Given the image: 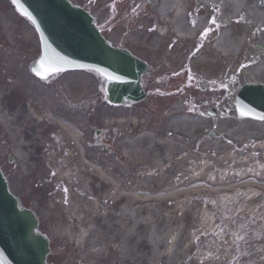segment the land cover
I'll list each match as a JSON object with an SVG mask.
<instances>
[{
	"label": "bare ground",
	"instance_id": "6f19581e",
	"mask_svg": "<svg viewBox=\"0 0 264 264\" xmlns=\"http://www.w3.org/2000/svg\"><path fill=\"white\" fill-rule=\"evenodd\" d=\"M190 1L164 0L160 12L164 19H171L174 35L191 40L202 32L207 20L206 12L215 0H206L208 4L204 13L195 21L185 14ZM225 2L231 9V18L222 20L211 55L205 54L198 58V65L204 68H215L214 60L209 62L207 56L219 60L224 57L239 59L238 52L247 38H261L264 35V0ZM10 41L15 44L12 38ZM20 41V52H23L32 40L24 32ZM12 52L4 51L0 55L9 59L6 61L9 65L14 62L15 70H10L13 80L27 82ZM240 69L246 77L256 81L264 75V61L235 68ZM4 78L8 79L6 75ZM15 86L20 88L22 84L16 83ZM35 87L37 92L38 87ZM6 88L0 86V95ZM36 109L40 110V114L34 110L30 112L33 117L31 114L27 116L32 121L34 118L40 120L36 126L40 131L34 132V135L40 137L42 170L35 174L33 165L24 163V179H34L40 175L35 182L39 187H33L32 190L37 191L38 200L43 204L49 230L54 237L72 240L86 258L93 260V264H179L180 260L185 264L190 258L192 245L200 249L211 239L206 234L198 238L197 235L202 232L184 235L182 232L185 218H201L203 222L213 218L209 210H204V205L210 199L197 196L216 195L225 191L235 193L241 187L264 189V180L258 171L239 176L237 180L240 183L233 185L234 177L227 171L222 173L218 170L221 162L248 161L251 153L247 154V151L255 142H258L255 146L262 151L261 155H264V128L260 123L244 119L221 122L217 131L224 132V138L207 141L205 137H200L204 132L201 131L204 120L188 114L173 117L163 130H151L149 126L141 125L133 119L128 122L131 130L127 128L129 131L125 132L127 125L122 120L118 125L125 132L123 155L133 163L132 172L127 173L125 165L111 164V158L100 159L96 165L92 164V153L84 146L76 126L55 119L43 103ZM125 113L130 112L125 111L121 115ZM17 114L22 115L23 111L20 109ZM0 120L4 126L9 127L10 121L1 108ZM24 120L26 118L21 119L20 125H29V119ZM49 120L62 126L67 141H58L57 136L47 135L43 125L50 124ZM132 130L136 133H132ZM8 134L13 137V155L23 162V153H28V145L23 144L18 138L20 136H13L14 129H9ZM132 134H136L135 137L127 138ZM52 139H55V144ZM196 145H200L198 153L203 157L215 153L214 157L197 159L198 155L191 154L192 147ZM206 161H218L219 164L212 168L219 171L216 179L209 169H205ZM200 162L202 165L196 168ZM217 181H222L225 187L216 185ZM188 198L197 199V203L190 207L184 205L191 209L190 214L166 211L167 207L183 199L185 204L192 203ZM49 221L54 223L52 227ZM217 239L221 240L220 237ZM224 246L230 255L228 249L231 244ZM211 257L212 253L205 255V259L195 257L190 264L220 263L219 259L212 260Z\"/></svg>",
	"mask_w": 264,
	"mask_h": 264
},
{
	"label": "rangeland",
	"instance_id": "374dc122",
	"mask_svg": "<svg viewBox=\"0 0 264 264\" xmlns=\"http://www.w3.org/2000/svg\"><path fill=\"white\" fill-rule=\"evenodd\" d=\"M23 31L32 41L29 42L27 49H23L24 51L20 52V39L22 38V34H24ZM10 38L13 39V42L15 43L14 45L10 41ZM111 39L116 40L117 38ZM4 51H13L11 54L14 58H19L17 62L18 66L20 63L22 71H24V78L27 81L21 82L18 80V82L22 84L20 87L22 91L14 90L13 81H10L9 78L13 79L10 70L14 72L15 64L13 62L9 65V63H6L9 59L0 55V83L5 84L3 86L8 85L6 86L5 94L3 93L5 96L3 103L5 105L6 102L8 120H12L9 124L10 127L14 129L13 136H20L18 138L23 141V144L28 145V153H23V158H25L23 162L13 155V145H11L10 142V139L13 140V137H9L10 135L7 133L8 130L6 131V126L1 124L0 167L8 180L13 195L20 200L22 206L33 211L39 218V231L46 235L50 240L51 254L48 257V262L51 264H93V260L91 258H86L85 255L81 253V250L77 249V246L74 245L72 240L68 238L60 239L59 237H54L49 230V224L46 222L48 217H46L45 220L43 214V204L38 200L39 197L36 194L37 191L32 190L33 187H39L36 186L35 182L39 180L40 175H36L34 179H31L30 177L24 179L26 175L24 163L29 166L33 165V168H35L33 172L35 174L42 170V167L40 166L42 164V162H40V153L42 152L40 149V137L36 138L34 135V132L40 131V128L36 127L40 124V120L34 118L32 121L29 118L30 114L34 110L40 114V110L36 108L40 103H43L55 119H66L81 130L83 133V139H85L84 146L92 153V161H97V159L99 161L104 158L109 160V158H111L110 163L114 165H116L114 158H120L119 149L121 148L125 132L131 130V128L129 129L128 122L133 119L138 120L145 117L143 119L147 121L146 124L149 125L151 129H157L158 127L165 126L166 120H162L158 116L156 117V114L151 112H149L150 115L145 111H141V114L137 116L131 115L130 113L121 115V113L125 112L122 109L104 107L101 104L102 100L100 93L98 92L99 81L96 80L94 76H90L91 74L89 72L58 74L49 82H46V84L40 83L39 80L35 79L30 74L28 68L30 63L40 54L37 35L32 26L16 14L8 0H0V52ZM222 63L223 61L221 64ZM199 70L202 71V69ZM2 72L9 77L8 80L5 81ZM236 81L239 83L247 82V80H243L242 77H238V80ZM35 86L38 87L37 92ZM198 91L199 89H197V87L192 89L191 86L189 91L186 92L187 96L184 95L182 99L185 102L191 99L197 101L199 99ZM222 92H225V90L222 89ZM16 93L18 95H16ZM19 93H22L20 95L21 98L22 95L25 96L28 104L26 106L28 111L23 112L20 120L17 119L18 116L15 115L18 111V101L21 99ZM84 97H86L87 101H84ZM8 104L12 106H7ZM6 107L4 106L3 110H5ZM26 113L29 115L27 117V119H29V125L25 123L20 125V123H22L21 119L27 116ZM122 120L125 121L124 123L127 125L125 127V132H122L118 125V122ZM30 126L32 128H30ZM104 127L109 131L108 141L105 139L106 136L103 140H100L101 136L97 138L96 131L100 132ZM127 128L129 130H127ZM207 128H211L210 122L206 125L205 131ZM43 129L47 130L46 132L50 137L51 135L56 136L57 134V136H59L58 141H67L55 123L54 125L46 123L43 125ZM4 132L8 135H5ZM51 132L53 134H50ZM132 133H136V131L132 130ZM135 135L136 134H132L127 138L135 137ZM52 142L55 144V139H52ZM103 143H106L109 147L107 149H102L100 145ZM254 145L250 146L247 151V154L251 153L248 161L238 162L237 160H233V162H226L225 164L221 162V166L218 165V161H206L205 169H209L214 174L215 179L218 177L217 175L219 171L222 173L227 171L231 177H234L233 181L235 184L233 185L240 183L237 180V175L239 174L235 172V169L237 168L240 169V175H248L256 171L262 174L264 155H261L262 151L258 153V150H256L257 146ZM196 147L197 145L193 146L191 151L194 156L198 155L196 156L197 159L214 157L215 155L210 154L203 157L202 154L198 153L199 147H197V149ZM109 149L113 151V156L111 157L106 154ZM218 156L220 157V155ZM195 162H197V160H195ZM131 164L133 165V163ZM196 165H198L196 168H199V166L202 165V162ZM216 165H218L219 171L212 170ZM203 167L201 166V168ZM118 168L120 167L118 166ZM127 170L131 171L130 168H127ZM261 178L263 179L264 177L261 176ZM209 183H211V181ZM216 185L219 187H225L226 184H223L222 181H217ZM200 197H207L210 199L208 203L204 205V210H209L211 214H213V218H207L204 222L201 218H196L195 220L185 218V225L182 232L183 235L185 233L198 234L202 232L197 235L198 238H201L202 235L206 234L211 239L208 242H205L200 249H196L194 248V245H192L190 258L185 261V264L192 263V260L195 257L198 259L204 258L208 253H212V260L215 258L219 259V264H264V190H251L246 187H241V189L239 188V192L237 191L235 193L225 191L222 193L219 192L216 195L205 194L198 196V198ZM188 199H190L192 203L185 204L186 202H184L183 199L180 202H176L167 207L166 211H178L181 212V214L188 212V214H190L192 211L186 206L190 207V205H193L195 202L197 203V199ZM207 223L211 224L207 226ZM50 224L52 227L54 223L50 222ZM197 225L198 227H196ZM208 231L211 233H208ZM218 237H220L221 240H218ZM224 244H231L228 249L230 255L227 254ZM116 250L117 247L114 248V251ZM211 262L212 261H210V263ZM178 263L182 264V261L180 260Z\"/></svg>",
	"mask_w": 264,
	"mask_h": 264
},
{
	"label": "water",
	"instance_id": "95a60500",
	"mask_svg": "<svg viewBox=\"0 0 264 264\" xmlns=\"http://www.w3.org/2000/svg\"><path fill=\"white\" fill-rule=\"evenodd\" d=\"M17 12L34 25L42 56L32 67L40 78L57 71L92 68L108 80L109 100L115 104L142 99L139 62L111 48L92 18L66 0H11ZM118 78V80H117ZM35 215L19 210L0 172V264H45L48 241L36 233Z\"/></svg>",
	"mask_w": 264,
	"mask_h": 264
},
{
	"label": "flooded vegetation",
	"instance_id": "af4514ba",
	"mask_svg": "<svg viewBox=\"0 0 264 264\" xmlns=\"http://www.w3.org/2000/svg\"><path fill=\"white\" fill-rule=\"evenodd\" d=\"M71 1V0H70ZM80 6L94 15L96 19H100L101 29L108 33L111 26L134 27L139 34L142 28H153L158 24H163L167 32L171 33L170 25L166 24L158 16V8L162 0H78ZM73 2V0H72ZM138 29V30H137ZM155 30H148L146 36L137 38L139 49H132L134 56L138 57L148 65V72L143 77L142 85L148 94L147 98L151 105L167 104L173 100H179L184 95L187 96V91L191 88V82L185 76H178L174 73L176 68L175 63L166 58L165 50L168 49L167 38H174L171 35L156 36L152 34ZM156 41V44L154 43ZM181 47H185L186 40H176L173 42ZM197 49L193 52L192 57H199L211 54L212 38H196L193 42ZM125 48V45H120ZM145 48L153 50V56L147 57L144 53ZM143 51V52H142ZM178 53V52H176ZM199 96V105L205 111L210 109L220 110L225 105L227 97H223L214 84L205 87ZM234 100L233 95L229 96Z\"/></svg>",
	"mask_w": 264,
	"mask_h": 264
},
{
	"label": "snow or ice",
	"instance_id": "6c2138e0",
	"mask_svg": "<svg viewBox=\"0 0 264 264\" xmlns=\"http://www.w3.org/2000/svg\"><path fill=\"white\" fill-rule=\"evenodd\" d=\"M209 23H211V24H216L217 23V20L216 19H211L210 21H209ZM207 34V30H206V32H205V35ZM117 80H118V78H117ZM262 119H264V117H262Z\"/></svg>",
	"mask_w": 264,
	"mask_h": 264
}]
</instances>
